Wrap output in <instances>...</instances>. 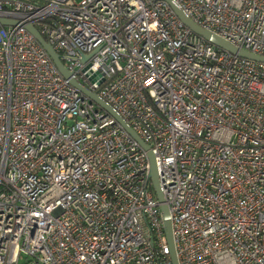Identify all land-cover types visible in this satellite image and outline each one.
Wrapping results in <instances>:
<instances>
[{"label": "built area", "instance_id": "2783aa9c", "mask_svg": "<svg viewBox=\"0 0 264 264\" xmlns=\"http://www.w3.org/2000/svg\"><path fill=\"white\" fill-rule=\"evenodd\" d=\"M264 56V0H172ZM0 0V264H264V61L166 0Z\"/></svg>", "mask_w": 264, "mask_h": 264}, {"label": "water", "instance_id": "95a60500", "mask_svg": "<svg viewBox=\"0 0 264 264\" xmlns=\"http://www.w3.org/2000/svg\"><path fill=\"white\" fill-rule=\"evenodd\" d=\"M170 3L171 7L174 9L176 14L179 16V18L182 20V22L187 25L189 28H191L194 32L198 33L199 35H202L207 40L211 41L212 43L216 44L219 47H222L232 53L239 54L241 56L255 59L258 61H264V56L257 55L254 53H251L249 51L239 49L236 46L232 45L231 43L227 42L223 38L219 37L218 35L202 28L200 25H198L192 18H190L177 4H175L172 0H166ZM17 20L8 19V18H2L0 17V24L1 25H9V24H17ZM27 29L37 38V40L40 42V44L44 47V49L48 52V54L51 56L53 61L55 62L56 66L58 67L59 71L64 75L65 78L69 79L70 82L75 85L77 88H79L84 94L90 97L91 100L98 103L100 106L105 108L108 112H110L130 133L131 135L137 139L140 144L148 151L150 162H151V169H150V177L153 183V187L155 189L157 198L159 202L161 203V210L163 213V220L166 227V234L168 238V243L170 247V255L172 257L173 264H178L176 249H175V243L173 238V232H172V224L170 219V212H169V206L165 203V197L161 190L160 181H159V174L158 169L155 161V155L152 152L150 146L146 144L140 136L130 127L128 126L127 122L116 112L113 110V108L108 105L102 98H100L96 92L90 90L85 85L81 84L76 78L73 77L72 72L69 71L61 57L60 54L56 51V49L53 47L51 43H49L43 35L40 33V31L37 29V27L33 23H29L26 25Z\"/></svg>", "mask_w": 264, "mask_h": 264}, {"label": "trees", "instance_id": "16d2710c", "mask_svg": "<svg viewBox=\"0 0 264 264\" xmlns=\"http://www.w3.org/2000/svg\"><path fill=\"white\" fill-rule=\"evenodd\" d=\"M33 2H36V3H41L40 0H31Z\"/></svg>", "mask_w": 264, "mask_h": 264}, {"label": "rangeland", "instance_id": "374dc122", "mask_svg": "<svg viewBox=\"0 0 264 264\" xmlns=\"http://www.w3.org/2000/svg\"><path fill=\"white\" fill-rule=\"evenodd\" d=\"M76 1L78 2V1H80V0H76ZM153 190H154V193H156L154 188H153Z\"/></svg>", "mask_w": 264, "mask_h": 264}]
</instances>
